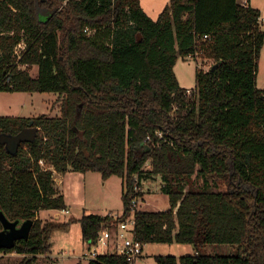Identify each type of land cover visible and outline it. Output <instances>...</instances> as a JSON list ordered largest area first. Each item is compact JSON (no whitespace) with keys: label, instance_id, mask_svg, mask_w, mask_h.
<instances>
[{"label":"trees","instance_id":"obj_1","mask_svg":"<svg viewBox=\"0 0 264 264\" xmlns=\"http://www.w3.org/2000/svg\"><path fill=\"white\" fill-rule=\"evenodd\" d=\"M263 40L260 11L237 0H169L155 21L139 0H0V92L60 97L56 117H0L1 134L38 129L15 155L0 145V212L33 222L0 254L35 264L49 253L52 229L69 223L37 213L66 210L54 173L71 171L122 181L121 217L77 221L86 244L129 214L135 175L138 185L159 177L169 207L137 211L135 238L192 253L156 264H264ZM195 55L213 64L196 69L188 97L174 65Z\"/></svg>","mask_w":264,"mask_h":264},{"label":"rangeland","instance_id":"obj_2","mask_svg":"<svg viewBox=\"0 0 264 264\" xmlns=\"http://www.w3.org/2000/svg\"><path fill=\"white\" fill-rule=\"evenodd\" d=\"M168 0H141L145 14L155 21ZM157 7H153L152 4ZM257 8L264 14V0H252ZM264 18V16H263ZM264 32V26L261 25ZM260 27V28H261ZM22 47L19 48L21 50ZM213 64L199 55L182 59L178 57L174 65V73L179 86L185 90L195 88V71L202 69L208 71ZM36 68L30 69V74L36 76ZM256 85L264 90V40L257 59ZM60 97L52 93H2L0 92V117H28L39 115L56 117L59 115ZM50 169V168H49ZM62 183L57 192L62 195L64 203L69 206L70 213L65 215L60 211H41L39 219L51 221L60 225L52 229L49 235L50 251L40 255L35 264H87L84 257L88 245L83 243L81 229L77 222L83 215L94 214L100 216L116 217L123 213L122 181L112 175L103 179L96 172L76 173L66 172L59 176ZM58 177V178H59ZM59 178V179H60ZM60 179V180H61ZM159 177L143 181L138 186L137 210L165 211L169 207L167 196L161 193ZM67 209V208H66ZM58 216V217H57ZM192 248L187 244H156L149 243L143 247L144 259L139 264H156V256H173L177 259L183 255H190ZM7 254H0V264H20V261H11Z\"/></svg>","mask_w":264,"mask_h":264},{"label":"built area","instance_id":"obj_3","mask_svg":"<svg viewBox=\"0 0 264 264\" xmlns=\"http://www.w3.org/2000/svg\"><path fill=\"white\" fill-rule=\"evenodd\" d=\"M192 90H186L185 95L191 96ZM158 138H162L160 132L156 133ZM149 140V138L147 139ZM42 164V162H40ZM149 168L148 162L143 167V171ZM135 180V193L137 194L138 186L137 176H134ZM138 196L133 197L130 202L129 214L123 217L120 222L114 228H108L98 233L97 240L95 243L87 244L88 253L84 257L90 260H96L100 255L114 254L125 258L128 264H136L143 255V247L138 240L135 238V213L137 210ZM64 211V210H63ZM65 213H68L67 211ZM122 216V215H121ZM117 216V217H121ZM116 218V217H114Z\"/></svg>","mask_w":264,"mask_h":264},{"label":"water","instance_id":"obj_4","mask_svg":"<svg viewBox=\"0 0 264 264\" xmlns=\"http://www.w3.org/2000/svg\"><path fill=\"white\" fill-rule=\"evenodd\" d=\"M30 125L14 136L0 133V145L4 146L7 153L15 155L20 144L34 141L38 129L32 127V123ZM32 224L31 220L10 222L0 212V248L9 249L17 241L27 240Z\"/></svg>","mask_w":264,"mask_h":264},{"label":"crops","instance_id":"obj_5","mask_svg":"<svg viewBox=\"0 0 264 264\" xmlns=\"http://www.w3.org/2000/svg\"><path fill=\"white\" fill-rule=\"evenodd\" d=\"M140 1V6L142 7V5H141V0H139ZM169 2V0L168 1H166V4ZM237 2H238V4H240V5H242V6H247V5H249V6H251L252 8H255V9H258L259 11H260V27H261V25L263 24V26H264V18H263V16H264V14H263V12H262V9L260 8H257L256 6H254V4L252 3V0H237ZM153 5V7L155 8V7H157L156 6V4L154 3V4H152ZM142 9H143V7H142ZM163 10V9H162ZM144 11V10H143ZM160 14V13H159ZM261 29H262V27H261ZM257 86V85H256ZM20 117H22V116H20ZM28 117H30V116H28ZM28 117H25V118H28ZM61 174H58V173H54V183H55V188H58V186L62 183V179L59 177ZM61 179H59V178ZM57 190V189H56ZM65 205H66V207H67V209L66 210H64V211H60L61 213H64L65 215H68L69 213H70V210L68 209L69 207V205L67 204V203H65ZM68 212V213H65V212ZM40 212L41 211H39L38 213H37V218H39V214H40ZM98 216H100V215H98ZM58 217V216H57ZM101 217H104V216H101ZM117 217V216H116ZM80 229V228H79ZM84 243V242H83ZM145 246V245H144ZM88 249V248H87ZM6 257H8V258H10V260L11 261H17V259L21 262L22 260H23V258H25V256H22V255H17V254H14V253H12V254H7V255H5ZM85 256V255H84ZM38 257H40V256H37L36 258H38ZM143 260H145L144 259V254L141 256V258L138 260V262L136 263V264H139V263H141ZM77 264H80V262H76ZM88 264V263H87Z\"/></svg>","mask_w":264,"mask_h":264}]
</instances>
